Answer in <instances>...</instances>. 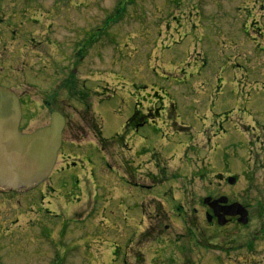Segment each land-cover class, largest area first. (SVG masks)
Instances as JSON below:
<instances>
[{"label":"rangeland","instance_id":"374dc122","mask_svg":"<svg viewBox=\"0 0 264 264\" xmlns=\"http://www.w3.org/2000/svg\"><path fill=\"white\" fill-rule=\"evenodd\" d=\"M260 3L0 0V86L26 94V132L50 123L56 105L44 103L78 56L77 78L90 77L96 95L81 102L78 91L57 107L69 128L44 184L0 188V264H264ZM144 98H163V119L128 132ZM220 194L248 201L251 220L210 251L188 230L212 232L203 200ZM259 231L257 251L232 249Z\"/></svg>","mask_w":264,"mask_h":264},{"label":"water","instance_id":"95a60500","mask_svg":"<svg viewBox=\"0 0 264 264\" xmlns=\"http://www.w3.org/2000/svg\"><path fill=\"white\" fill-rule=\"evenodd\" d=\"M22 119L21 102L15 91L0 86V188L23 190L44 182L51 174L62 145L65 119L53 112L50 124L33 132L20 130ZM233 185L236 178L231 176ZM227 198L204 200L220 225L227 223L226 217L239 216V222H248V211L240 203L227 205ZM209 215V219H210Z\"/></svg>","mask_w":264,"mask_h":264},{"label":"flooded vegetation","instance_id":"af4514ba","mask_svg":"<svg viewBox=\"0 0 264 264\" xmlns=\"http://www.w3.org/2000/svg\"><path fill=\"white\" fill-rule=\"evenodd\" d=\"M260 1L264 2V0H260ZM260 1L257 0V2H260ZM260 4H261V6L264 7V4L263 5H262V3H260ZM98 35H99V37L97 36V37L91 39L92 41H94V44L96 42L99 43L101 41V39H102V36H100L99 33H98ZM55 47H56V51L55 52H57V53H59V52L63 53V51L65 49L60 44L57 45L56 43H55ZM79 47L81 48V47H83V45L82 46L79 45ZM51 59L53 60L54 57L52 56ZM83 61H85V57L84 56H78V59L74 60V63H76L74 65H76V66L73 67L72 71H69L68 75L64 76L63 78H60L57 81V84L54 85L53 89L51 90V94H49V96L47 97V98H50V99L46 100L45 103H44V105L49 106V107L52 106V105L53 106L56 105L55 106L56 108H53L52 111H51L50 121H51V115H52L53 112H59L65 119V126L63 128V136H62V145H63V142L65 140V138H64L65 129H67V127L69 128V125H68L69 123H68L67 117L65 115H63V112L61 110H58L57 107H60V108L63 107V109L66 108L67 107V105H66L67 98H72L71 94L75 93V95H76V93H78V91H80L79 98H80L81 102L90 103L91 98L96 96V95H93V88L89 85L90 77L83 79L82 74H80L81 76L79 78H77V75L79 76V73L77 71V66L79 64H82ZM61 68L62 67H59V69H58V68H56V65H53V69H54L55 72L58 71V70H61ZM168 74H169V72H168ZM98 86H99V84L97 83L96 84V88ZM87 88H89V90H87ZM95 92H96V94H98V90H96ZM17 95L19 96V99H20V102H21V107H22V119H21V122H20V129H21V131L26 132L24 130V128H23V120H24L25 110L27 108V104L25 103V100H24V98H26V94H22V95L21 94L20 95L17 94ZM157 101L160 103V106L152 98H148V99L144 98L143 100L141 99V100H138V101L136 100V102H135V104H136L135 111L132 114V116L129 117L124 129L127 130L128 132H138V130L141 127L145 126L146 124H150V122H154L155 119H161V118L163 119V117L160 115V112H161V110L165 109L164 100H163V98H160ZM67 104L70 105L69 102H67ZM85 105L87 107H89V104L85 103ZM91 117H92V122H93L92 129H97L98 130L96 132L97 133L96 136L98 137V136H100V133H99L100 127L96 124V118L93 117V116H91ZM171 117H172L171 115L168 116L167 119L164 117V120L165 121L166 120L169 121V119H170V121H171V119H172ZM45 126H47V125H45ZM184 129L191 131V128H184ZM69 130H72V128L69 129ZM189 142L194 144L195 140H191ZM62 145H61V147L59 149L56 163L59 160V153H60V150L62 148ZM180 145L183 146L184 143L181 142V143L178 144V146H180ZM175 151H176V153L172 156L173 158H175L176 154L178 153L177 149H175ZM185 151H186V149H185ZM181 152L183 153V150L180 151L178 154L180 155ZM72 164H74V163H72ZM156 166L159 167L161 169V171L163 170L161 164L156 163L155 167ZM150 177H152L153 180H157V178L160 177V175L154 173L153 171H150V173L148 174V178H150ZM220 178H221L222 182L223 181L225 182L226 178H224L223 176H220ZM46 181L41 183V185L44 184ZM2 192L7 193L6 191H2ZM12 193L18 194V193L14 192V191H12ZM7 194H9V193H7ZM220 197H226V198L228 197L227 198L228 199L227 200V205L237 202V200H233L232 201L229 198V196H227V194H220L218 196V198H220ZM212 199H214V198H212ZM204 200H205V198H204ZM204 200H203V203H204ZM238 203H240V202H238ZM242 203H240V204H242ZM261 204H263V203H260L259 205H261ZM204 205L209 209V210H205L204 211V215L206 217V221H207V223L209 225V228H213L212 232L209 233L208 236H207L204 232H201L200 229L196 226V228H197L196 231H195V229L192 230V228H191L190 230H188L189 231L188 234H189V238L195 240L196 243H199V245L201 243V246H202L203 242H200V240H202L203 238L204 239H208V243H206L205 245L208 247V249L210 251L211 250H215L217 248L224 250V248L227 245H224V244L217 245L214 240L216 239L217 236L223 237L224 236L223 235L224 231L228 232V235H225V238H224L225 240H227L229 237L231 238V236L233 237V234H232V230L233 229L231 230L228 227L233 226V227H236L237 229H239V228H241V226H248L250 224L249 221L251 220V217H250V212H249V208L248 207L251 204L248 201H247L245 206L242 204L245 208L247 207L246 209L248 211V223H246V224H243V223L239 222V218H240L239 216H232V217H227L228 221H227L226 224L220 225L218 223L217 217H215V215L213 214V210L211 208H209V206L206 203H204ZM193 210H194V214H197L198 210L197 209H193ZM263 212H264V206L261 205V207L258 208L257 215L262 216ZM209 215H211L210 219H209ZM260 220H264V219L261 218ZM195 224H196V222H195ZM261 234L262 233L259 231V232H256L254 234H251L250 237H249L248 233L246 235H244V236H240L239 235L241 238H244L240 242L241 244H239V245L230 244V245H232L231 247H232V249L234 248V250L235 249L244 248V249H247L248 251H251V252L252 251H257L256 242H257V239L259 238V236Z\"/></svg>","mask_w":264,"mask_h":264}]
</instances>
